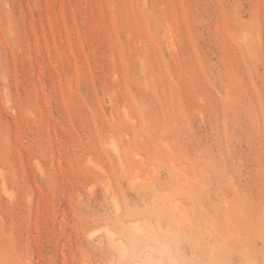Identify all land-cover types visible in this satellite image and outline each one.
<instances>
[{"label": "rangeland", "instance_id": "obj_1", "mask_svg": "<svg viewBox=\"0 0 264 264\" xmlns=\"http://www.w3.org/2000/svg\"><path fill=\"white\" fill-rule=\"evenodd\" d=\"M0 264H264V0H0Z\"/></svg>", "mask_w": 264, "mask_h": 264}]
</instances>
